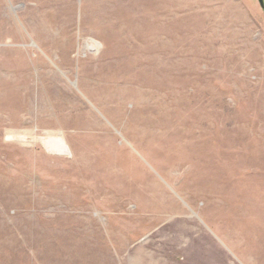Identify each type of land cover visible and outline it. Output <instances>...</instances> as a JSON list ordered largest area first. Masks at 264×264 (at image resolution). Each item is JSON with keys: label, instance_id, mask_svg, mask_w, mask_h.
<instances>
[{"label": "rangeland", "instance_id": "1", "mask_svg": "<svg viewBox=\"0 0 264 264\" xmlns=\"http://www.w3.org/2000/svg\"><path fill=\"white\" fill-rule=\"evenodd\" d=\"M0 264H264L258 0H0Z\"/></svg>", "mask_w": 264, "mask_h": 264}, {"label": "bare ground", "instance_id": "2", "mask_svg": "<svg viewBox=\"0 0 264 264\" xmlns=\"http://www.w3.org/2000/svg\"><path fill=\"white\" fill-rule=\"evenodd\" d=\"M48 142H51V145H54L55 149L59 152V153H63L65 151V145L63 143V141L59 138L54 139V140H49ZM50 144V143H49Z\"/></svg>", "mask_w": 264, "mask_h": 264}, {"label": "water", "instance_id": "3", "mask_svg": "<svg viewBox=\"0 0 264 264\" xmlns=\"http://www.w3.org/2000/svg\"><path fill=\"white\" fill-rule=\"evenodd\" d=\"M258 4L262 10H264V2L263 0H258Z\"/></svg>", "mask_w": 264, "mask_h": 264}]
</instances>
